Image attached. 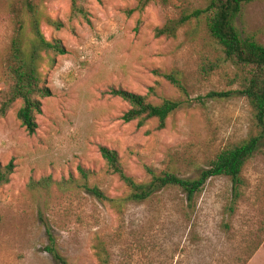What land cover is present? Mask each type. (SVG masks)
Listing matches in <instances>:
<instances>
[{"label":"rangeland","instance_id":"374dc122","mask_svg":"<svg viewBox=\"0 0 264 264\" xmlns=\"http://www.w3.org/2000/svg\"><path fill=\"white\" fill-rule=\"evenodd\" d=\"M9 2L0 0V89L13 35ZM40 2L64 22L61 29L41 23L42 33L60 39L66 52L40 65L51 94L41 99L33 134L16 117L20 101L0 117V162L14 164L0 188V264H57L45 250L49 233L70 264H100L99 246L109 264H264V125L239 93L242 71L224 58L203 18L174 37L155 36L167 20L207 0H152L142 11L131 10L137 0H84L87 20L69 19L70 0ZM235 24L264 43V0L242 4ZM170 73L181 88L163 76ZM111 87L180 106L162 128L155 119L138 126L123 121L129 105L108 94ZM259 134L233 213L225 176L207 180L194 207L174 186L142 202H119L128 188L99 151L114 149L137 182L149 180L148 169L192 178L225 147ZM84 184L116 201L98 200Z\"/></svg>","mask_w":264,"mask_h":264},{"label":"trees","instance_id":"16d2710c","mask_svg":"<svg viewBox=\"0 0 264 264\" xmlns=\"http://www.w3.org/2000/svg\"><path fill=\"white\" fill-rule=\"evenodd\" d=\"M83 1L70 0L69 19L81 16L87 20ZM151 1L137 0L136 7L131 10L142 11ZM253 1L257 0H207L205 8L183 11L179 17L167 20L161 27L155 29V36L174 37L178 29L192 19L203 18L208 34L220 46L224 58L242 71L239 93L247 99L258 123L264 125V43L253 37L243 36L235 24L242 4ZM161 2L166 4L168 0ZM40 3V0H10L8 12L13 22V35L2 60L4 84L0 89V117L4 116L16 101H20L16 117L29 134H33L37 128L36 114L41 112V99L51 94L42 77L40 65L44 61L51 65L56 56L66 52L60 39H47L42 33L41 23L54 29H61L64 22L45 14ZM163 76L181 88L180 81L174 74ZM107 93L121 98L129 105L121 118L125 122L136 121L138 126L144 125L149 119H155L158 127L162 128L168 116L180 106L179 101L168 98L154 103L148 94L142 95L120 87H111ZM262 139L263 136L260 134L252 135L240 143L225 147L216 154L210 165L202 168L195 177L182 178L168 171L156 175L148 169L150 178L147 182H137L126 174L114 149L100 146L99 151L108 172L116 174L128 188L127 196L119 202H142L161 189L174 186L184 194L187 206L194 207L196 197L207 180L225 176L231 182L228 212L233 213L241 197L240 190L245 185L242 169L247 160L257 152ZM13 169L12 160L5 164L0 162V188L9 181ZM81 172L85 176V172L82 170ZM41 184L46 187L45 182ZM36 185L37 183L33 186ZM83 187L100 201H116L106 196L96 186L89 187L84 184ZM48 240L50 243L45 250L54 261L57 264H70L56 248L51 233L48 234ZM97 254L100 264H109L104 247L99 246Z\"/></svg>","mask_w":264,"mask_h":264}]
</instances>
